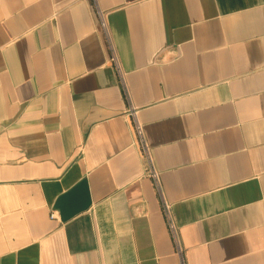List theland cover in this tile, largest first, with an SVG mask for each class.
<instances>
[{"label":"crops","instance_id":"obj_1","mask_svg":"<svg viewBox=\"0 0 264 264\" xmlns=\"http://www.w3.org/2000/svg\"><path fill=\"white\" fill-rule=\"evenodd\" d=\"M0 264H264V0H0Z\"/></svg>","mask_w":264,"mask_h":264},{"label":"built area","instance_id":"obj_2","mask_svg":"<svg viewBox=\"0 0 264 264\" xmlns=\"http://www.w3.org/2000/svg\"><path fill=\"white\" fill-rule=\"evenodd\" d=\"M99 18H100L101 28L103 29L108 39V42H109V47L111 50V58H110L111 65L115 68L121 80V84L123 86L125 97L127 101H129V108L127 110V116L130 118L133 124L135 133L137 135V142L140 147V150L148 162L147 173L154 181L155 187L160 195L161 202H162V211L167 221L169 230L171 231L175 239L177 249L179 252H182V248H181L179 237H178V228H177L176 222L172 214V205L164 197L162 184H161V175L154 165V160H153V156L151 153L150 145L145 135L144 125L139 120L138 108L135 105H133V103L131 102V94L126 84L124 71L121 67V63L119 60V56L116 52L115 46L110 38V32H109V28H108L107 21H106V15L102 11H99ZM51 217L55 218L56 217L55 213H52Z\"/></svg>","mask_w":264,"mask_h":264}]
</instances>
